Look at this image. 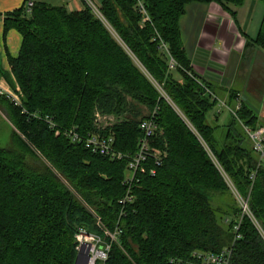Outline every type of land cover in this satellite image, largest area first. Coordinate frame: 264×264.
Returning a JSON list of instances; mask_svg holds the SVG:
<instances>
[{
  "label": "trees",
  "instance_id": "16d2710c",
  "mask_svg": "<svg viewBox=\"0 0 264 264\" xmlns=\"http://www.w3.org/2000/svg\"><path fill=\"white\" fill-rule=\"evenodd\" d=\"M244 1L100 0L102 20L87 6L36 0L5 20L4 32L15 28L22 45L10 71L0 51V80L22 107L0 94V117L13 128L0 145V264H76L80 227L111 243L105 264H192L196 251L226 248L231 264H264V236L252 220L264 232V164L246 130L260 127L258 115L231 90L227 105L238 101L236 109L219 123L220 99L194 69L181 30L189 4L230 12ZM256 43L264 44V18ZM96 109L117 118L115 147L129 154L141 122L158 110L152 146L167 155L161 166L149 158L131 203H121L127 159L64 134L94 132Z\"/></svg>",
  "mask_w": 264,
  "mask_h": 264
},
{
  "label": "crops",
  "instance_id": "0c3cea01",
  "mask_svg": "<svg viewBox=\"0 0 264 264\" xmlns=\"http://www.w3.org/2000/svg\"><path fill=\"white\" fill-rule=\"evenodd\" d=\"M26 1L0 0L1 62L7 71L11 70L10 58L20 52L22 36L15 28L5 33L4 22L13 18L11 14L16 10L29 13ZM62 4L60 0L54 5ZM65 4L73 11L85 8L83 0ZM231 10L216 3H192L181 20L182 39L194 69L213 90H228L221 104H227L231 90H264V44L256 43L264 18V0H245L240 6H231Z\"/></svg>",
  "mask_w": 264,
  "mask_h": 264
},
{
  "label": "built area",
  "instance_id": "2783aa9c",
  "mask_svg": "<svg viewBox=\"0 0 264 264\" xmlns=\"http://www.w3.org/2000/svg\"><path fill=\"white\" fill-rule=\"evenodd\" d=\"M36 0H27V8L31 11L34 7ZM69 0H62V2L68 3ZM85 6L89 7L92 12L100 19L104 20L101 13V4L99 0H83ZM162 48L167 50V46L162 44ZM173 65V62H172ZM0 94L6 95L16 106L22 107L21 95L15 91H10L5 84L4 80H0ZM23 113H28L23 108ZM157 115L158 110L155 109L150 116L143 120L140 127L143 131V136L139 140L138 149L134 154L123 153L118 151L115 147V135L111 130V127L116 123L117 118L115 116L109 117L110 130L108 133H102L100 131H94L88 133L86 136L78 132L77 128L73 127L64 131V134L73 143H83L87 149H90L93 153H98L103 156L109 157L112 160H124L127 159L128 165L126 169L125 184L128 185V191L126 196L121 200L122 204L131 203L134 201V195L132 193V187L135 183L139 182V173L144 171V165L149 158H153L158 166H161L167 153L163 149L155 148L152 146V140L157 133ZM34 117L44 120L51 129H58V124L50 116L42 117L37 114H33ZM97 118H100V114H97ZM116 120V121H115ZM248 135L253 143L254 150L260 156V164H264V128L258 127L255 130L246 128ZM151 174H155V170L151 171ZM236 193V191L234 190ZM237 194V193H236ZM238 196V195H237ZM240 203L245 213L250 215L248 201L239 197ZM253 222L264 236V232L258 222L252 217ZM239 226H236L238 229ZM120 230L115 233H109L112 241L117 240V236ZM76 241L78 257L76 264H105L108 260L109 252L111 250V243L104 240L100 235L89 232L85 227H80L76 233ZM232 261V249L226 248L219 253L196 251L193 253L192 264H231Z\"/></svg>",
  "mask_w": 264,
  "mask_h": 264
},
{
  "label": "rangeland",
  "instance_id": "374dc122",
  "mask_svg": "<svg viewBox=\"0 0 264 264\" xmlns=\"http://www.w3.org/2000/svg\"><path fill=\"white\" fill-rule=\"evenodd\" d=\"M50 2L51 4H56L59 3L60 0H46ZM100 1V0H99ZM222 65L220 63V68H222ZM6 83V81H5ZM6 86L9 87L10 91H12V88L8 85V83L5 84ZM242 86V85H241ZM228 90H215L220 99V104L216 106L215 111L221 110L222 113L219 116V123L220 124H227L229 120H231V108L236 109V104L238 101L234 103H228L227 104H221L223 101V97L226 96ZM240 92V99L239 101H244L246 104L250 105L253 107L254 112L258 115L259 119L258 122L260 121L261 125H264V90H253L251 88H248L246 90L240 89L238 90ZM223 103V102H222ZM100 114V118H97V114ZM109 117H113V115L105 114L102 113L100 110L96 109L95 115H94V131H100L102 133L109 132L110 125L107 123L109 121ZM116 121V120H115ZM118 120L116 121V123ZM13 128L12 126L6 122V119L4 116L0 117V145L2 147H7L9 143L11 142V136H12ZM106 234L108 231H104Z\"/></svg>",
  "mask_w": 264,
  "mask_h": 264
}]
</instances>
